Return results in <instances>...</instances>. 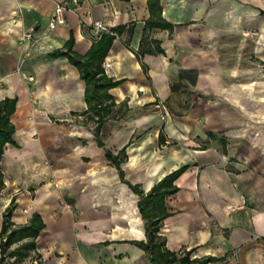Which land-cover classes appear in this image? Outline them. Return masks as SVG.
<instances>
[{"label": "crops", "instance_id": "crops-1", "mask_svg": "<svg viewBox=\"0 0 264 264\" xmlns=\"http://www.w3.org/2000/svg\"><path fill=\"white\" fill-rule=\"evenodd\" d=\"M59 2L65 22L50 27ZM159 5L168 26L149 24L148 0H0V100L15 98L0 228L11 201L15 224L38 212L40 264H150L133 242L145 220L127 182L146 192L185 164L165 197L166 247L224 256L209 264H264V0ZM97 19L115 33L101 66L110 62L116 84L95 133L66 51L89 50Z\"/></svg>", "mask_w": 264, "mask_h": 264}, {"label": "trees", "instance_id": "trees-1", "mask_svg": "<svg viewBox=\"0 0 264 264\" xmlns=\"http://www.w3.org/2000/svg\"><path fill=\"white\" fill-rule=\"evenodd\" d=\"M151 12L152 26H168L161 22V8L159 0H148ZM114 33L102 32L95 40L89 50L84 55H79L66 51L69 60L77 67L80 76L85 81L84 96L88 104V110L92 112L91 118L96 122L95 133L112 109V102L104 103L108 98L106 90L116 84L104 73L101 61L105 55ZM70 46V44H69ZM15 109V98L5 97L0 100V161L4 145L14 143V125L10 120V115ZM214 136L213 132H209ZM101 144L100 141H98ZM106 155L110 157L118 166V161L109 150ZM188 164L182 165L160 180L154 183L149 190L144 192L138 184L128 183L129 187L139 196L137 205L141 217L145 220V239L133 240L146 253L150 264H209L218 261L224 256L201 255L192 256L193 249H180L172 251L165 245V238L159 233L160 222L168 214L165 206V197L174 193L177 187L173 181L179 176ZM121 174L122 171L120 170ZM4 186L3 174L0 165V189ZM14 202L5 207L2 213V225L0 228V264H37L42 256L37 250V237L44 228L45 223L38 212H32L28 220L21 224H15L12 219Z\"/></svg>", "mask_w": 264, "mask_h": 264}, {"label": "built area", "instance_id": "built-area-1", "mask_svg": "<svg viewBox=\"0 0 264 264\" xmlns=\"http://www.w3.org/2000/svg\"><path fill=\"white\" fill-rule=\"evenodd\" d=\"M67 9V5L64 2L56 3L54 12L50 17L49 20V26L54 27L58 23H64L65 22V16L64 12ZM93 27L95 28L96 32L101 34L103 31L114 33L113 31L106 28L105 24L102 20L97 19L93 21ZM34 26L29 27L22 35H21V41L26 42L31 39L32 37V30ZM115 34V33H114ZM110 66V62L108 60H104L102 62V67L107 68ZM243 202L240 205H232L230 206V210H235L236 207H241Z\"/></svg>", "mask_w": 264, "mask_h": 264}, {"label": "rangeland", "instance_id": "rangeland-1", "mask_svg": "<svg viewBox=\"0 0 264 264\" xmlns=\"http://www.w3.org/2000/svg\"><path fill=\"white\" fill-rule=\"evenodd\" d=\"M259 95H260V97H263L264 96V83H261L260 84V88H259ZM247 107H250L249 105L247 106ZM259 111L261 112V113H264V105H259ZM44 238L42 237V239L40 240V244H41V246H43V244H44ZM41 251H42V254H45L44 252V248H42L41 247ZM42 254H41V256H42ZM42 259H43V256H42ZM42 259H41V261H38V263L37 264H40L41 262H42Z\"/></svg>", "mask_w": 264, "mask_h": 264}]
</instances>
